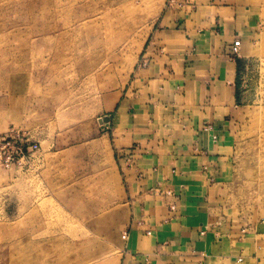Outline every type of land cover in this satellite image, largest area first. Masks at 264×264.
Returning a JSON list of instances; mask_svg holds the SVG:
<instances>
[{
	"label": "rangeland",
	"instance_id": "rangeland-1",
	"mask_svg": "<svg viewBox=\"0 0 264 264\" xmlns=\"http://www.w3.org/2000/svg\"><path fill=\"white\" fill-rule=\"evenodd\" d=\"M204 1L0 0V264H118L127 164L115 105L159 21ZM228 2L253 8L255 24L234 57L220 206L254 224L264 218V0Z\"/></svg>",
	"mask_w": 264,
	"mask_h": 264
},
{
	"label": "crops",
	"instance_id": "crops-1",
	"mask_svg": "<svg viewBox=\"0 0 264 264\" xmlns=\"http://www.w3.org/2000/svg\"><path fill=\"white\" fill-rule=\"evenodd\" d=\"M224 2L162 18L115 105V140L127 164L118 264H264V218L240 223L220 206L239 99L229 52L237 33L246 52L255 24L249 5Z\"/></svg>",
	"mask_w": 264,
	"mask_h": 264
},
{
	"label": "built area",
	"instance_id": "built-area-1",
	"mask_svg": "<svg viewBox=\"0 0 264 264\" xmlns=\"http://www.w3.org/2000/svg\"><path fill=\"white\" fill-rule=\"evenodd\" d=\"M239 47H240V40H238V39L234 40L233 44L230 47L229 55L231 57L238 56Z\"/></svg>",
	"mask_w": 264,
	"mask_h": 264
},
{
	"label": "bare ground",
	"instance_id": "bare-ground-1",
	"mask_svg": "<svg viewBox=\"0 0 264 264\" xmlns=\"http://www.w3.org/2000/svg\"><path fill=\"white\" fill-rule=\"evenodd\" d=\"M240 48V47H239Z\"/></svg>",
	"mask_w": 264,
	"mask_h": 264
}]
</instances>
